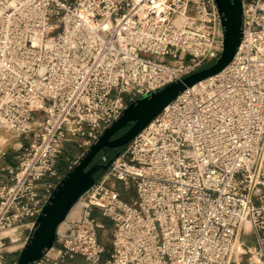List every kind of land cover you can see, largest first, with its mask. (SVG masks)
Instances as JSON below:
<instances>
[{
	"label": "built area",
	"instance_id": "1",
	"mask_svg": "<svg viewBox=\"0 0 264 264\" xmlns=\"http://www.w3.org/2000/svg\"><path fill=\"white\" fill-rule=\"evenodd\" d=\"M242 7L232 62L118 153L33 264H230L246 223L251 263L264 264V0ZM223 43L216 0H0V130L31 139L0 186V264L65 177V145L90 147L129 104L216 62ZM110 180L134 184L131 202Z\"/></svg>",
	"mask_w": 264,
	"mask_h": 264
},
{
	"label": "water",
	"instance_id": "2",
	"mask_svg": "<svg viewBox=\"0 0 264 264\" xmlns=\"http://www.w3.org/2000/svg\"><path fill=\"white\" fill-rule=\"evenodd\" d=\"M222 20L224 43L220 58L210 67L145 95L129 104L121 115L101 133L57 185L29 232L16 264L39 261L55 244L57 230L78 199L96 182V174L106 170L118 153L106 164L93 162L105 149L118 152L127 146L165 107L187 88L217 75L235 57L243 35L242 0H216ZM126 130L115 137L119 132ZM105 162V159L103 160Z\"/></svg>",
	"mask_w": 264,
	"mask_h": 264
},
{
	"label": "rangeland",
	"instance_id": "3",
	"mask_svg": "<svg viewBox=\"0 0 264 264\" xmlns=\"http://www.w3.org/2000/svg\"><path fill=\"white\" fill-rule=\"evenodd\" d=\"M214 63H215L214 61L210 62V63H207V64H205L203 66V68L210 67ZM35 119H36V121H38V123H41L42 120H43L42 114L41 113H37ZM20 137H23V136H20ZM29 138H30V136H29ZM20 139L21 138L18 139L17 135H15L12 131H9L7 129L0 130V140L1 141H5L6 142L5 144H8V148H9L8 150H10L14 156H16V154H17V153H15V150H14L15 145L18 143V141ZM65 148H66L65 151H66L67 155H72V154H73V156L75 155V157H76L75 160L77 161L81 157V155L87 151V149L89 147H87L85 149H79L75 144H67L64 147V149ZM113 154H114L113 152L111 153V152H106V151L104 153L106 158H109V160H111L113 158ZM101 175H104V170L101 173ZM109 185H114L115 189L121 194V198L124 201L131 202V200H132V198L134 196V192H135L134 184H131L128 188H126L122 183H120L118 181H115V180H110L109 181ZM106 223H107V225L101 231L100 237H101L102 242H104L106 244V246L108 247L107 248V254H109L112 251V249H113V246H112V243H111L112 227H111V224L108 221ZM245 226H246L247 229H249V224L246 223ZM26 233H28V232H26ZM25 235H27V234H25ZM241 242H242V240L240 239V236H239L238 243L236 244V247H235V255H233L230 264H250V262H249L250 260L249 259H250L251 249L253 247L252 248L246 247V254H243V255L240 256L239 253L241 251V248H240V243ZM21 249H22V245H19L18 246V251L15 254H13V255H11L9 257L8 264H12V262H14V261L16 262L17 261V258H18V255H19V252H20ZM76 263H78V262H76Z\"/></svg>",
	"mask_w": 264,
	"mask_h": 264
},
{
	"label": "crops",
	"instance_id": "4",
	"mask_svg": "<svg viewBox=\"0 0 264 264\" xmlns=\"http://www.w3.org/2000/svg\"><path fill=\"white\" fill-rule=\"evenodd\" d=\"M19 138H21V139L18 141V143L15 145V148H14L15 153H17L16 156H14L12 154V152L10 150H8L9 149L8 148V144H5V149L7 151V154L0 161V186H2L3 184L8 183V181H9V175H8V173H7V171L5 169H7L9 167L10 168L14 167L16 165L18 155L20 154V151H21L20 149L22 147L28 146V144L31 141V139L26 137V136L18 137V139ZM65 150H66V148L64 149L63 156L57 162V169L60 172H62V173H67V165H68L67 162H68V160H74L75 161V158H76L75 155L73 156V154L72 155H67ZM134 197H135V192H134L133 198ZM239 236H240V239L242 240L241 243L245 246V248L246 247H249V248L253 247L251 249V253L254 252V250L256 248L255 239H254V236L251 233L250 229H247L246 226H244L243 229L240 231ZM76 260L80 261L79 258H77ZM249 262H250V264H252L251 260Z\"/></svg>",
	"mask_w": 264,
	"mask_h": 264
},
{
	"label": "trees",
	"instance_id": "5",
	"mask_svg": "<svg viewBox=\"0 0 264 264\" xmlns=\"http://www.w3.org/2000/svg\"><path fill=\"white\" fill-rule=\"evenodd\" d=\"M126 130H123V131H121V132H119L115 137H117V136H119V135H121L122 133H124ZM125 148V147H124ZM124 148H121L118 152H115V151H112V150H109V149H105V150H103L97 157H96V159L94 160V162H93V164L92 165H94V164H96V163H101V164H106L108 161H109V158H106V156L104 155V153H105V151L106 152H113L114 154H113V157L117 154V153H119V152H121ZM105 159V162L103 161ZM111 159V158H110ZM103 172V170H101V171H99L97 174H96V179L97 178H99V176L101 175V173ZM104 223H105V225H107V223H106V221L104 220L103 221ZM103 244H105L104 242H102ZM105 247H106V250H107V246H106V244H105ZM76 262H78L76 259L75 260H67V261H65L64 262V264H77Z\"/></svg>",
	"mask_w": 264,
	"mask_h": 264
},
{
	"label": "bare ground",
	"instance_id": "6",
	"mask_svg": "<svg viewBox=\"0 0 264 264\" xmlns=\"http://www.w3.org/2000/svg\"><path fill=\"white\" fill-rule=\"evenodd\" d=\"M79 215L78 206H76L70 213L69 218H77Z\"/></svg>",
	"mask_w": 264,
	"mask_h": 264
}]
</instances>
